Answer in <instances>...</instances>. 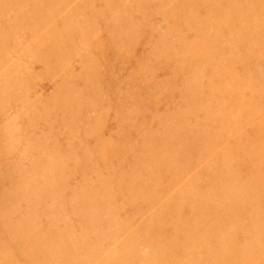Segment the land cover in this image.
I'll return each instance as SVG.
<instances>
[{
	"label": "rangeland",
	"instance_id": "1",
	"mask_svg": "<svg viewBox=\"0 0 264 264\" xmlns=\"http://www.w3.org/2000/svg\"><path fill=\"white\" fill-rule=\"evenodd\" d=\"M0 264H264V0H0Z\"/></svg>",
	"mask_w": 264,
	"mask_h": 264
}]
</instances>
